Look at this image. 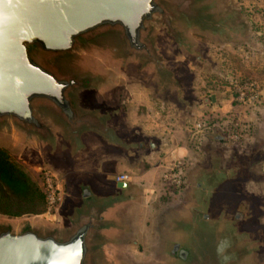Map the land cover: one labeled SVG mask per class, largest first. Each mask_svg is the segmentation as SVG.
<instances>
[{"label": "water", "instance_id": "95a60500", "mask_svg": "<svg viewBox=\"0 0 264 264\" xmlns=\"http://www.w3.org/2000/svg\"><path fill=\"white\" fill-rule=\"evenodd\" d=\"M192 32L234 36L216 0H0V140L74 163L100 146L135 156L144 144L104 102L108 75L99 61L186 98L170 50L197 58ZM216 165L195 170L189 200L167 220L171 239L161 256L174 264H255L264 246L242 226L251 214L243 202L210 217L228 176ZM126 186L76 179L73 199L52 221L0 214V264H127L119 240L134 196Z\"/></svg>", "mask_w": 264, "mask_h": 264}, {"label": "rangeland", "instance_id": "374dc122", "mask_svg": "<svg viewBox=\"0 0 264 264\" xmlns=\"http://www.w3.org/2000/svg\"><path fill=\"white\" fill-rule=\"evenodd\" d=\"M216 1L217 11L231 14L240 32L234 34L232 43L192 32L191 41L198 46L197 58L170 50L173 64L183 79L182 90L186 98L179 99L170 90L158 92L148 77L139 75L134 69L121 71L110 61H99L108 75L102 93L104 102L118 109L120 114L124 112L123 122L130 125L128 130H137L146 145L148 140L152 143L146 151H136L135 156L127 158L118 150L100 146L74 163L63 156L27 155L0 140V144L7 147L29 172L37 174L38 167H44L58 175L64 193L59 209L66 208L73 199L76 179L87 180L101 189L113 188L117 181L129 183L138 200L126 210L125 219L131 231L125 240H120L119 249L127 264H157L159 260L174 264L173 259H167L169 256L159 255L167 249L164 230L168 228V218L177 213L172 208L179 200V194L164 186V177L170 179L172 173L180 172L182 183L187 184L188 173L193 174L199 164L201 169L207 168L216 156L214 148L221 133L215 122L220 120L227 127L230 118H244L239 110L251 112L261 108L260 96L248 106L232 99L233 83L253 81L258 89L264 87V0ZM239 68L244 73L239 72ZM225 189V192H231V199L226 198V203L214 199L210 217L223 206L233 207L235 198L240 201L253 197L258 208L249 210L252 215L245 221L250 225L244 226V221L242 226L256 230L258 238L264 236V174L257 179L242 175L229 182ZM243 204L248 206L245 202ZM40 217L49 221L53 219L48 215ZM162 219L166 221L165 227L157 225ZM157 255L158 259L155 258ZM256 262L264 264V257Z\"/></svg>", "mask_w": 264, "mask_h": 264}, {"label": "crops", "instance_id": "0c3cea01", "mask_svg": "<svg viewBox=\"0 0 264 264\" xmlns=\"http://www.w3.org/2000/svg\"><path fill=\"white\" fill-rule=\"evenodd\" d=\"M224 15L229 18V22H230L232 28L234 29V34L236 35L237 33H239L240 29L237 26L235 27V22L233 21L232 15L231 14H224ZM262 35H263V33H262ZM217 38L220 40L225 39L227 42H231V43L233 40V38H226V37H222V38L217 37ZM238 71L244 73L242 68H239ZM254 76L260 77L257 75H254ZM253 80H254V78H253ZM222 89H223V86L220 87V91ZM259 89H260V98L262 99L261 104L263 105L264 104V87L259 88ZM262 105H261V108H259L260 110L257 109L255 111H251V112H248V111L242 112L241 110H239V112L242 113V116L244 117L245 123H247V125H248V129L237 142L230 143L229 141H226V140H225L226 141L225 142L223 138L222 139L218 138L219 140H216L219 146L218 145L215 146L214 152H215L216 156H214V158H212V159H214L215 163L217 164L216 165L217 170L218 171L222 170V172L224 171L228 175L227 177H225L224 181L220 184V186L216 190L215 200L217 202L226 203L225 201H227V199H231L230 197L232 196V194H231V192H228V193L225 192V190H226L225 187L232 180L234 181L235 179L236 180L240 179V177H242V175H243V177L247 176L248 178L257 179V178H260V176H262L264 174V106H262ZM220 108L222 109L224 107L221 106ZM125 109H126V107L123 108V110H125ZM121 114H122V112H121ZM122 117H123V120H125L124 119V112L122 114ZM125 126H126V128L130 127V125L128 124L127 121H125ZM131 130L133 131L134 129H131ZM139 136H141V134L137 131V133H136L137 139L139 141L143 142V144H144L143 148L137 150L140 153V152L146 151L145 149L149 148V146H148V143L146 145L144 143V141L142 140V138H140ZM120 153L123 154L124 157L132 158L131 155H127L123 152H120ZM197 168H201V166H198ZM188 174H189L188 175V177H189L188 185L189 186L187 185L186 188L182 192L183 193L182 195L184 196V202L179 204V201H180V196H179L178 204L175 206L177 208H175V209L172 208L173 211L178 212V211L182 210L184 205L186 204V202L189 200V189L191 188V186H193L195 184V182H194V179L192 180L193 174H191V172ZM126 184H127V186L125 188V191L134 196L131 203L137 202L138 199L136 198L135 193L132 192L133 190H131V188L129 187V183H126ZM227 195H229V196L227 197ZM234 202H235V205L233 207H231L229 205V206H226V208L230 207L228 209H234L241 202L247 203V205H248L247 207L249 210H254V209L258 208L257 203H256V201H254L253 197H248V200L247 199L246 200L240 199V201L238 200V198H235ZM59 207H60V205H59ZM59 207H58V209H59ZM58 209H56V210H58ZM170 211H172V210H170ZM54 215H55V212H54ZM251 215H252V213L250 214V216ZM126 216H127V211H126L124 218H123V224L126 227V230H125L126 232H125L124 236H122L120 238L121 242H122V240H125L126 235H128L129 232L131 231V227H130V225H128V222L125 219ZM249 219H250V217H249ZM161 222H162L161 226L165 227L166 221H164L162 219ZM164 231H166V230H164ZM165 235H166L167 239L169 240L170 235L167 232H165ZM260 239L264 241V236L262 235ZM120 240H119V244L121 246L122 243H120ZM160 256H161V253H160ZM263 257H264V249L262 247V249H260L253 256V258L255 260V264H261L260 262H256V261L261 260Z\"/></svg>", "mask_w": 264, "mask_h": 264}, {"label": "trees", "instance_id": "16d2710c", "mask_svg": "<svg viewBox=\"0 0 264 264\" xmlns=\"http://www.w3.org/2000/svg\"><path fill=\"white\" fill-rule=\"evenodd\" d=\"M215 123L223 139L229 131L238 135L237 140L230 143L237 142L248 129L245 122L240 127L234 126L231 118L227 127L220 120ZM44 204L40 174L29 172L7 147L0 144V213L10 216L39 214L43 212Z\"/></svg>", "mask_w": 264, "mask_h": 264}, {"label": "built area", "instance_id": "2783aa9c", "mask_svg": "<svg viewBox=\"0 0 264 264\" xmlns=\"http://www.w3.org/2000/svg\"><path fill=\"white\" fill-rule=\"evenodd\" d=\"M233 88L234 96L232 101H235L238 104L245 106L251 105L260 96V91L253 81L240 82L239 84L233 83ZM232 119L233 125L236 127H240L245 122L244 118L237 119L236 117H233L231 120ZM237 138L238 135L232 131H229L226 135V140L229 142H233L237 140ZM170 169H172V167ZM37 173L40 174L45 197L44 210L41 215H48L49 217L54 218V212L61 203L64 195L62 185L60 184V178L55 172L44 167H38ZM162 182L165 183L164 186L167 185L166 189H179L183 185L180 172L176 171L171 174L170 179L164 177Z\"/></svg>", "mask_w": 264, "mask_h": 264}, {"label": "flooded vegetation", "instance_id": "af4514ba", "mask_svg": "<svg viewBox=\"0 0 264 264\" xmlns=\"http://www.w3.org/2000/svg\"><path fill=\"white\" fill-rule=\"evenodd\" d=\"M220 138H223V137H220ZM147 143H148V146L149 147H152V143L148 140L147 141ZM198 166H201V164H199ZM188 185V183L186 184V183H184L179 189H173V188H171L172 189V193H174V194H179L178 196H180V201H179V204H181V203H183L184 202V196L182 195L183 193V190L186 188V186ZM195 185V184H194ZM189 186V185H188ZM169 189V188H168ZM175 208H177V207H173V209H175ZM228 208H230V207H228ZM232 209H229V211H231ZM233 211V210H232ZM231 211V212H232ZM163 218L164 217H166V215H163L162 216ZM161 224H162V222H160L159 224H158V226H161ZM250 225V222H248V221H245V224L243 223V225L245 226V225ZM253 226V225H252ZM171 238H169V240H170ZM263 249H264V246H263ZM159 255H160V253H159ZM159 255H157V256H155V258L157 257V259L159 258Z\"/></svg>", "mask_w": 264, "mask_h": 264}]
</instances>
